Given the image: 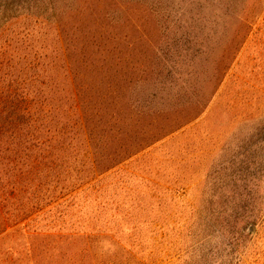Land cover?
<instances>
[{"label":"trees","instance_id":"obj_1","mask_svg":"<svg viewBox=\"0 0 264 264\" xmlns=\"http://www.w3.org/2000/svg\"><path fill=\"white\" fill-rule=\"evenodd\" d=\"M15 1L17 25H24L25 20H45L40 28L44 31L47 56L43 58L40 51L27 50V45L32 47L36 29L20 32L19 28L11 46L13 56L6 60L4 54L0 55V264H153L152 254L147 255L137 233L120 231L133 220L127 218L129 213L133 215L142 206L132 203L131 211L126 214L124 205L109 204L103 196L110 191L105 184L108 178L120 174L123 164L160 138L145 140L148 138L142 136L145 141L138 140L145 129H136L128 137L125 132L131 125L127 123L108 128L107 118L112 111L113 119L115 107L105 104L104 95L93 98L91 91L95 86L89 80L93 65L85 54L95 42L87 41L86 48L78 49L80 32L76 40L72 27L65 30L68 11L46 0L48 8L45 7L42 15H34L29 10L32 0ZM122 2L145 8L151 18L163 25L164 35L172 34L174 39L183 40L193 63L196 61L193 44L210 45L218 42V38L224 45L235 27L238 31L234 35L244 33L237 35L236 39L240 37V40L231 53L223 51L218 61L209 55L203 62L205 90L198 103L205 105L186 125L216 98L253 23L264 10L251 19V0ZM218 13L220 17L215 16ZM217 29L222 30V37ZM212 51L214 54L215 50ZM161 82L166 85V79ZM149 92L148 100L158 96ZM131 139L134 142L128 146L125 140ZM218 176L206 183L209 192L204 206L195 208L200 211L198 217L150 222L148 229L156 233L151 235L153 246L172 240L169 228L177 227L180 232L174 236V242L197 249L190 252V256L195 255L190 264L205 263L206 242L212 240L211 232L213 242L221 238L218 227L221 199L228 194L229 202L235 204V199L245 197L240 191L243 185L228 183L239 179L238 172L222 167ZM231 213L234 216V209ZM246 213L234 226L246 229L251 222L248 231L251 239H260L264 235V118L251 130V218ZM145 224L133 222L130 227L134 230ZM182 233L187 236L182 237ZM242 239L237 242L240 260ZM187 242L189 246L184 244ZM186 254L189 257L188 249Z\"/></svg>","mask_w":264,"mask_h":264},{"label":"rangeland","instance_id":"obj_2","mask_svg":"<svg viewBox=\"0 0 264 264\" xmlns=\"http://www.w3.org/2000/svg\"><path fill=\"white\" fill-rule=\"evenodd\" d=\"M51 1L55 7L68 11L64 19L65 30L72 27L76 31L73 36L76 40L80 32L79 50L82 46L86 48L87 41L95 42L85 54L93 65L94 72L89 76L95 86L91 91L93 98L104 95L107 97L105 104L115 107L113 119L112 111L107 118L108 128L127 123L131 125L125 132L128 137L133 136L136 129H145L138 140L160 138L123 164L124 170L110 176L105 183L110 191L103 197L109 204L124 205L126 214L131 211L132 203L142 206L133 215L129 213L127 218L135 223L145 222V226L133 230L130 221L120 231L136 232L147 255L152 254L153 264H190L191 257L195 256H190V252H197V249L190 248L188 242L184 244L189 247L174 242V236L180 232L177 227L169 228L172 240L153 246L151 235L156 233L148 226L155 220L198 217L200 211L195 208L204 206V198L209 192L206 183L219 177L218 173L225 167L229 172H238L239 179L228 183L243 185L240 191L245 197L235 199V204L229 202L228 194L221 199L222 205L218 209L221 238L219 242H213L214 233L211 232L212 240L206 242L204 264H264V235H260V239H251L248 233L251 222L247 223L246 229L234 226L239 218H243L244 211L246 217L251 218V130L259 119L264 118V10L253 23L216 98L198 118L186 125L205 105L198 103L205 90L203 62L209 55L218 61L225 51L231 53L240 40V37L236 39L237 35L244 33L234 35L238 29L233 28L224 45L218 38V42L210 45L200 38L207 45L201 42L192 45V52L196 53L193 63L186 43L174 39L170 32L171 35H164L163 25L151 18L145 8L124 5L123 0ZM15 4V0H0V55L4 54L6 60L13 56L11 46L18 28L20 32L36 29L32 47L27 45V50L40 51L44 58L47 52L41 28L45 20H25L24 25H17ZM31 6L29 8L27 3L32 14L42 15L47 1L32 0ZM262 8L264 0H251V19ZM217 32L222 37V30L217 29ZM64 38L69 41L66 35ZM165 79L166 85L161 82ZM149 91L158 96L148 100ZM97 103L95 100L94 104ZM133 140L125 141L130 146ZM207 177L208 182L205 181ZM228 193L233 197L232 192ZM233 209L234 216H231ZM241 237L240 260L237 242Z\"/></svg>","mask_w":264,"mask_h":264}]
</instances>
